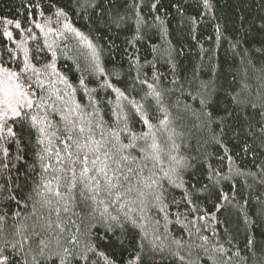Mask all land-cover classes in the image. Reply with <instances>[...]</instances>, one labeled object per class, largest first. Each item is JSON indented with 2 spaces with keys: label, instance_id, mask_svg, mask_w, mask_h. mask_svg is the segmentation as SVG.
<instances>
[{
  "label": "trees",
  "instance_id": "1",
  "mask_svg": "<svg viewBox=\"0 0 264 264\" xmlns=\"http://www.w3.org/2000/svg\"><path fill=\"white\" fill-rule=\"evenodd\" d=\"M0 68V264H264V0H0Z\"/></svg>",
  "mask_w": 264,
  "mask_h": 264
},
{
  "label": "snow or ice",
  "instance_id": "2",
  "mask_svg": "<svg viewBox=\"0 0 264 264\" xmlns=\"http://www.w3.org/2000/svg\"><path fill=\"white\" fill-rule=\"evenodd\" d=\"M17 27H19V24H17ZM27 70H28V66L25 65V67L21 69V73L26 72ZM0 73H3V75L6 77L7 80H13V79L20 80L21 79L20 73L13 72L9 68H0ZM26 82H27V80L25 79L24 83H26ZM15 87L20 90V95L25 97V99H26L28 96V92L24 90L23 84L17 83L15 85ZM28 87L31 88V85H28ZM28 104H29V106L31 105L30 100L28 101ZM22 106L23 105H21V107ZM9 107H11V105H9ZM12 111L17 116L20 114V112L16 108H12ZM9 131H11V129H9ZM81 131H83V129H81ZM113 187H114V185H113Z\"/></svg>",
  "mask_w": 264,
  "mask_h": 264
}]
</instances>
